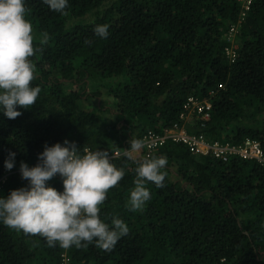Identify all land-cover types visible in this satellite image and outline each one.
I'll return each mask as SVG.
<instances>
[{
    "label": "trees",
    "instance_id": "16d2710c",
    "mask_svg": "<svg viewBox=\"0 0 264 264\" xmlns=\"http://www.w3.org/2000/svg\"><path fill=\"white\" fill-rule=\"evenodd\" d=\"M25 6L39 49L30 83L41 92L16 118L0 114V178L16 153L0 195L27 186L20 162L34 166L45 144L67 139L124 154L131 138L180 123L190 98L212 103L199 133L233 144L250 138L264 150V0L240 23L233 63L227 35L239 0H69L63 14L42 0ZM97 24L109 25L106 39L94 34ZM123 154L111 161L125 175L100 205L102 219L117 216L129 228L111 251L49 247L0 223V264H62L63 256L72 264H264L262 166L168 144L155 154L168 160L164 186L149 182L151 199L133 212L126 202L136 163ZM47 183L62 191L59 175Z\"/></svg>",
    "mask_w": 264,
    "mask_h": 264
},
{
    "label": "clouds",
    "instance_id": "9594fccd",
    "mask_svg": "<svg viewBox=\"0 0 264 264\" xmlns=\"http://www.w3.org/2000/svg\"><path fill=\"white\" fill-rule=\"evenodd\" d=\"M48 8L63 14L69 0H42ZM26 0H0V114L8 119L21 115L20 108H29L41 89L33 86L35 65L31 59L38 48L33 46L32 24L26 19ZM108 24H97L93 32L101 39L109 35ZM48 34H43L46 43ZM90 43V41H86ZM145 147L142 139L131 138L124 156L134 160L135 178L126 206L130 211L143 209L151 199L149 182L163 187L167 157L133 155ZM16 153L9 151L4 168L15 166ZM19 172L27 186L0 195V223L14 230L43 237L49 247L63 249L95 244L111 251L127 235V224L117 216L110 222L100 217L110 188L124 177L125 169L111 161L103 149L81 150L75 142L45 144L38 154V163L29 166L20 162ZM59 175L62 191L47 182Z\"/></svg>",
    "mask_w": 264,
    "mask_h": 264
},
{
    "label": "built area",
    "instance_id": "2783aa9c",
    "mask_svg": "<svg viewBox=\"0 0 264 264\" xmlns=\"http://www.w3.org/2000/svg\"><path fill=\"white\" fill-rule=\"evenodd\" d=\"M255 0H239L240 13L236 24H233L227 35V42L229 44L226 49L227 58L233 63L237 57V36L240 30V23L245 20L248 13L251 11ZM186 110L180 117V123H175L171 127L158 133L148 131L143 135L142 140L145 142V147L138 153H134L140 158L145 156L151 157L159 152V150L168 144H180L188 149V151L201 157H211L215 160L228 162L233 159L243 161H252L264 168V150L259 141L246 138L239 144L229 142H221L218 140H211L207 136L198 131L201 122L209 120L210 112L212 110V103L210 100H198L190 98L185 104ZM194 116L198 120L190 121V117ZM196 121H201L196 122ZM204 125H202L203 128ZM110 153V152H109ZM123 154L121 151L110 153L111 159L118 158ZM15 172L8 170L4 176L0 178V190L7 181V179ZM57 176V175H56ZM54 176V177H56ZM62 264H72L66 256L62 257Z\"/></svg>",
    "mask_w": 264,
    "mask_h": 264
},
{
    "label": "rangeland",
    "instance_id": "374dc122",
    "mask_svg": "<svg viewBox=\"0 0 264 264\" xmlns=\"http://www.w3.org/2000/svg\"><path fill=\"white\" fill-rule=\"evenodd\" d=\"M237 46H238V43H237Z\"/></svg>",
    "mask_w": 264,
    "mask_h": 264
}]
</instances>
